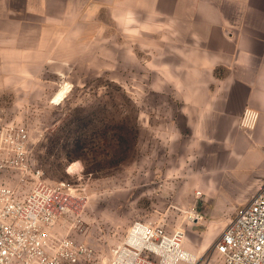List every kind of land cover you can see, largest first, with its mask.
I'll return each instance as SVG.
<instances>
[{"label": "rangeland", "instance_id": "374dc122", "mask_svg": "<svg viewBox=\"0 0 264 264\" xmlns=\"http://www.w3.org/2000/svg\"><path fill=\"white\" fill-rule=\"evenodd\" d=\"M98 2L80 51L68 47L67 62L50 64L23 94H0V108L28 126L42 178L84 198L79 213L63 215L59 233L106 263L132 222L154 221L183 234L194 264H221L215 244L244 206L223 201L246 186L222 191L209 159L219 142L185 127L176 81L161 78L167 65L139 62L143 17H123L122 0Z\"/></svg>", "mask_w": 264, "mask_h": 264}, {"label": "crops", "instance_id": "0c3cea01", "mask_svg": "<svg viewBox=\"0 0 264 264\" xmlns=\"http://www.w3.org/2000/svg\"><path fill=\"white\" fill-rule=\"evenodd\" d=\"M98 1L0 0V94H23L67 62L68 47L80 51ZM133 13L143 17L139 62L167 65L161 78L176 81L185 127L220 144L209 159L222 191L246 186L225 206L245 205L264 183V0H122L121 15ZM247 108L258 113L249 129L240 125Z\"/></svg>", "mask_w": 264, "mask_h": 264}, {"label": "built area", "instance_id": "2783aa9c", "mask_svg": "<svg viewBox=\"0 0 264 264\" xmlns=\"http://www.w3.org/2000/svg\"><path fill=\"white\" fill-rule=\"evenodd\" d=\"M257 118L247 108L240 125L252 128ZM42 175L28 126L0 108V264H194L181 232L143 220L132 222L101 262L94 247L58 231L63 215L83 209L84 198ZM215 250L221 264H264V183L226 225Z\"/></svg>", "mask_w": 264, "mask_h": 264}, {"label": "bare ground", "instance_id": "6f19581e", "mask_svg": "<svg viewBox=\"0 0 264 264\" xmlns=\"http://www.w3.org/2000/svg\"><path fill=\"white\" fill-rule=\"evenodd\" d=\"M192 213V212H191ZM191 217V216H190ZM199 217V216H198ZM189 263H195L198 259L196 257V255H194L192 252H191V256L189 257Z\"/></svg>", "mask_w": 264, "mask_h": 264}]
</instances>
